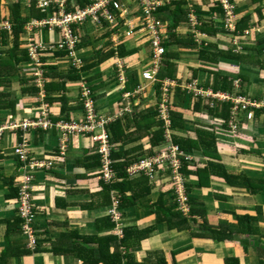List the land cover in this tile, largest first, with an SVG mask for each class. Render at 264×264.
Here are the masks:
<instances>
[{
  "label": "crops",
  "instance_id": "crops-1",
  "mask_svg": "<svg viewBox=\"0 0 264 264\" xmlns=\"http://www.w3.org/2000/svg\"><path fill=\"white\" fill-rule=\"evenodd\" d=\"M19 1L23 5L25 14H29V11L31 12L35 7L39 10L36 0H2L0 23L7 21L4 17L8 14V5ZM185 1H187L186 8L191 11L190 15L197 18V10L205 12L204 18L214 25L217 32L214 34L200 32L192 27L189 20L188 23L185 22L178 27L176 33L179 37L185 38L192 33L197 42L195 46L187 44L170 47V51L178 53L177 58L171 59L175 64L173 77L158 78V80L171 79L175 82L176 86L171 89V105L177 103L178 89L185 91L186 94H192L185 88L192 82H196L203 89L213 90L211 86L214 84L216 72L219 71L233 80L232 92L229 94H242L258 102H264V68L257 64L255 59L252 66L235 62L211 65L202 62L197 51L202 44L216 50L232 49L239 54H248L249 46L255 44L264 47V42L257 43L259 38L264 37V0H233L235 28L231 31L225 27V11H219L221 5L218 4V0ZM122 4L125 8L123 20L127 22L132 20L137 25L140 16L138 5H131L129 0H122ZM209 10H212L211 13H208ZM244 16L250 17L249 26L243 32H238V22ZM33 19L40 18H30L27 24ZM163 23L164 35L167 39L169 36L167 22ZM126 29L124 22L113 27L108 24L95 26L88 22L81 28L83 42L79 52L85 65L86 61L88 65L101 61L89 72L83 71L85 66L80 70L73 68L66 54L46 53L49 66L45 68V76L48 80L46 101L50 104L52 119L55 122L63 120L80 122L84 119L81 85L83 81H87L93 89L98 114L103 117L116 116L113 122L122 121L123 127L127 128L125 133L127 135L134 133V137L116 143V149L121 153L134 152L135 147L143 146L146 152L151 149L156 152L164 146L161 144L153 148L151 145L150 138L157 126L148 133L146 130L138 132L132 116L128 113L117 116L126 106L125 93H133L139 86H144V92L132 98L130 105L132 113L155 108L158 113L157 120L162 122L164 129V122L158 117L161 83L145 80L142 76L144 71L152 68L148 39L138 32L127 37L123 34ZM1 31L3 29L0 28ZM51 32L56 33V40L52 38ZM21 38L23 42L21 49L28 51L26 27ZM61 38L62 34L57 31H45L37 35V39L46 43L58 42ZM115 38L119 39L118 43L114 42ZM8 42V45L3 44L0 37V58H5L6 51L13 48V36ZM121 46L128 51L127 55L119 54ZM183 61L189 62L181 64ZM118 64L123 65L128 80L125 93L117 79ZM180 65H187L189 69L185 67L181 73H178ZM52 66L56 69H51ZM32 68L33 63L30 59L28 63L22 64L18 76L10 77L13 83L9 87V93L12 94V100L18 101V105L15 110L12 107L1 108V122L10 121L11 117L23 121L40 116L42 102ZM73 69L82 72L80 80L67 78L68 74L74 71ZM194 71L198 72L196 78L193 76ZM55 73L57 74L55 77H50ZM243 76L249 77L250 81H244ZM157 85H159L158 90ZM214 92L228 93L222 90ZM198 99L199 97L193 95L190 104L185 103L182 106V118L191 127L200 128L199 125H204L212 128L217 139L220 163L226 167L227 172L231 175H245L248 178L256 174L264 175V163L261 162L264 161V114L255 116L252 121L240 114L239 130L237 134H233L230 132L229 123L225 129L223 119L210 115L207 105H212V102L204 100L208 98L200 101L198 110L194 109ZM65 103L70 109V120L62 118ZM112 123L108 125L107 130ZM247 123L253 127L249 132L244 131ZM174 134L180 138L196 139L192 129L179 132L172 129V135ZM27 136L30 139L31 155L43 159L51 158L55 166L53 169H42L36 173L33 185V200L36 206L34 223L36 243L34 244L30 235L24 232V220L18 212V199L14 197L25 173L15 154L16 142L10 131L0 139V257L6 249L10 252L9 258L2 264H85L84 259L78 256L79 251L96 247L94 242L88 243L85 239L112 233V230L107 229V225L100 224V220L108 219L107 212L110 206L108 195L104 191V186L107 184L99 177L102 158L99 150L90 136L74 135L67 140V154L61 156L59 152L62 140L58 131H30ZM260 153L262 157H259ZM133 154L135 155V152ZM189 156L195 159L193 165L189 167V171L192 172L196 171V166L193 168L195 164L198 168H202L210 161L208 157ZM140 177L138 175L130 179L133 181ZM185 179L191 190L189 199L194 200L193 207L199 209L197 211L200 214L191 216V221H195L190 223L191 228L187 230H168L164 226L158 227L148 238L140 242L139 247L132 249L136 260L154 264L156 257L162 255L168 264H225L227 257H237L240 264H264V192L261 195H253L245 189L230 187L220 178H211L210 185L200 189L196 176ZM147 180L150 192L146 193L147 190L142 185H135L134 190L138 191L137 200L132 208L120 212L123 227L143 229L154 225L155 217L150 211L154 210L153 206L158 196L167 193L172 186L169 179L161 174ZM114 194L111 192V198ZM130 195L131 193H128L127 197ZM169 196L166 197L167 206L171 203ZM237 216L253 217L250 226L258 230L252 231L250 236L239 234L226 241L212 240L208 234L203 233L207 230L202 228L204 224L216 232L217 229L223 228L221 226L235 229L238 227ZM110 250H113V247H110Z\"/></svg>",
  "mask_w": 264,
  "mask_h": 264
},
{
  "label": "built area",
  "instance_id": "built-area-1",
  "mask_svg": "<svg viewBox=\"0 0 264 264\" xmlns=\"http://www.w3.org/2000/svg\"><path fill=\"white\" fill-rule=\"evenodd\" d=\"M33 1V0H29ZM137 3L140 13L139 23L136 25L131 21H124L123 14L125 8L122 0H90V4L82 6L78 0H36L38 8L45 15L41 19H33L26 26L27 50L33 63V77L36 86L40 90L39 97L42 102L41 113L38 118H28L23 121H17L11 117L10 121H0V137H4L9 131L16 142L15 154L22 163V169L25 173L19 184L18 196V212L22 220H24V232L30 235L31 241L36 243L34 223L36 219V206L34 205L33 185L36 180V173L42 169H53L54 160L51 158H39L31 155L30 139L27 136L30 131L38 130H56L61 133V146L59 154L65 156L68 150L67 140L73 135L90 136L92 142L97 146L101 158L100 179L109 184L117 179L116 173L112 168V143L111 136L107 130L115 119L114 117H103L98 115L95 108L94 94L87 81H83L81 85V95L84 105V119L82 121H59L52 119L50 104L46 101V87L48 80L46 79V70L43 65L42 58L46 53L65 52L66 56L71 60V65L75 69H82L85 62L80 55L79 49L83 42L81 28L88 22L95 26H103L108 24L111 27L117 26L118 23L124 22L127 29L123 34L127 37L133 36L135 33H142L148 39L152 68L144 71L142 76L145 80L161 83L160 100L158 102L159 118L164 122V146L154 152L152 155L141 158L137 162L132 163L126 169L128 176H145L152 179L158 174L167 177L171 183L174 195V202L183 216L188 217L190 214L189 196L186 189V179L182 174L184 164L193 165L194 158L184 154L178 145L172 142V122H171V89L176 86L171 79L164 81L158 80L159 69L162 66L166 48L164 46V23L158 16L159 9L170 3L171 0H132ZM219 4L225 11V27L231 31L235 28V4L233 0H218ZM190 23L195 27L197 19L191 16ZM3 30H11L10 22L0 23ZM45 31H57L62 34V38L58 42L46 43L44 40L37 39V35ZM248 32V31H247ZM118 36V35H117ZM115 43L119 42L118 38L114 39ZM119 81L122 87L125 86L126 77L122 64H118ZM185 87L195 97L208 98L223 102H231V116L229 119V127L233 134H237L239 130L238 116L244 115L247 120L252 121L255 118V110L264 109V102L250 99L242 94H229L224 92H214L211 89H203L192 82ZM145 90L144 86H139L133 92H127L124 95L126 106L117 116L123 113L131 114L132 98L142 94ZM115 224L112 233L118 238L123 237V226L121 223V214L118 209V201L116 195L112 197V205L108 213Z\"/></svg>",
  "mask_w": 264,
  "mask_h": 264
},
{
  "label": "trees",
  "instance_id": "trees-1",
  "mask_svg": "<svg viewBox=\"0 0 264 264\" xmlns=\"http://www.w3.org/2000/svg\"><path fill=\"white\" fill-rule=\"evenodd\" d=\"M2 0H0L1 2ZM79 4L82 6L90 4V0H78ZM187 1L185 0H171L169 4L161 7L159 12L157 13L158 16L161 18L163 22H167L168 27V38L164 40V46L166 48V53L164 54L163 64L160 69V73L158 78L165 79L173 77L174 73V66L175 64L171 61L173 58H177L178 53L170 51V47L178 46V45H193L195 46L197 42L194 35L191 33L188 34L187 37L182 38L179 37L176 33L179 26L183 23L190 22L191 11L186 8ZM22 3L15 2L8 5V14L6 17L7 21H10L12 24V30L9 31H1L0 37L3 44L8 45V40L10 38H14V46L10 50L6 51V57L0 58V109L12 107L15 108L18 105L17 100H12V94L9 93V87L12 85L13 81L10 79L12 76L13 78L20 74V68L23 63H28L30 61V56L28 51H24L21 49L23 44L22 42V34L25 32V27L27 22L30 18H43L45 15L41 12V10L37 9L36 7L29 11V14H25L23 10ZM212 10H209L208 13H211ZM214 11V10H213ZM219 11H223V8L220 6ZM197 23L195 25V29L200 32H207L210 34H214L217 31L214 29V25L207 21L204 18L203 11L197 10ZM250 17L247 16L238 22V32H243L249 26ZM212 28V29H210ZM192 29V28H191ZM264 42V37L259 38L258 44ZM248 54H239L232 51V49L225 51V50H216L212 49V47L204 46L202 44L198 51L199 59L211 65H219L221 62H235V63H247L249 65H254L253 59L257 61V64L264 68V47H258L257 44L249 46ZM119 54L121 56H125L128 54V51L123 48L122 46L119 48ZM99 53V52H97ZM59 55L66 54L65 52L61 51L58 53ZM112 54V52H111ZM110 54V55H111ZM44 68H47L48 62L47 58L44 56L42 58ZM101 62V61H100ZM100 62H96L93 64H87L84 68V72H89L92 68L97 67ZM49 67V66H48ZM51 69L55 70L54 66L50 67ZM74 70V69H73ZM57 74H52L50 77H55ZM198 75L197 71H194L193 76L196 78ZM67 78L73 80H80L82 78V72H78L74 70L73 72L69 73ZM234 79V78H233ZM243 80L249 82V77L243 76ZM233 80L232 78L225 73L216 72L214 84L211 86L214 91H226L228 93L232 92ZM159 89V85H157V90ZM48 90V86H47ZM93 90V89H92ZM38 92V89H37ZM27 93V92H25ZM160 93V92H159ZM237 95V94H233ZM192 94H186L185 91L178 89L177 92V103L171 105V122H172V129L174 131H185L192 129L196 139H190L189 137L180 138L175 134L172 135V142L180 148V150L186 155H199L201 157H208L210 161L206 164L205 167L198 168L197 164L196 171L192 172L189 171L188 165L184 164V168L182 174L185 177L196 176L199 181L200 189L206 188V185H210L211 178H220L225 180L226 184L233 188H240L245 189L247 192L253 195H260L264 192V182L263 187L258 188L256 184L251 180V178L246 177L245 175H231L227 172L226 167L220 163V156L218 155L217 149V139L215 134L212 131V128L199 125V127H191L185 123L184 119L182 118V106L186 104H190ZM204 99L199 97L197 104H195L194 109L198 110L200 108V101ZM207 101H211L212 105H207V109L212 117H219L223 119V128L227 129V124L229 122L231 116V102H223L219 101L218 99H204ZM256 100V99H255ZM65 102V101H64ZM10 103V104H9ZM157 109L151 108L146 111L134 112L129 114L132 116L131 118L135 119L138 132L141 130H146V132H150V130L157 126V129L152 134L150 138L151 145L153 148L160 146L164 143V129L162 128V122L157 120ZM70 109L68 105L65 103L63 107V117L66 120H70L69 115ZM260 114H264V109L262 110H255V116H259ZM129 119V118H128ZM127 129V128H126ZM123 125L122 121L113 122L109 130L111 131V143L113 145V153H112V168L116 172L117 179L112 184H107L104 186V191L108 195L109 199V206L112 205V198L111 192L116 194V199L118 201V209L119 211H123L127 208H132L133 203L138 198V191L134 190L135 185H142L144 189H146V193L150 192V188L147 186V177L141 176L140 178L133 181L130 179V176L127 174V167L134 162H137L141 158H146L153 154V149L150 151H144L143 146H138L134 148V152L125 151L121 153L116 149L115 145L120 140H124L125 138H132L134 137V133L126 134V130ZM230 130V129H229ZM40 131V130H38ZM137 132V133H138ZM232 133V131L230 130ZM3 137H0L2 139ZM127 141V140H125ZM17 156V155H16ZM19 158V157H18ZM21 163V162H20ZM22 164V163H21ZM206 180V183H205ZM256 182L258 180H255ZM171 184V183H170ZM187 185V184H186ZM188 195L191 193L189 186H186ZM131 193L130 197H127V194ZM14 197L19 196V190L14 193ZM170 195V204L167 206V199L166 197ZM195 204L193 199H190L191 205V215L196 216V214H200L199 209L196 207L194 208L193 205ZM109 207V208H110ZM154 210L150 212L154 215V225L151 227H146L143 229H137L136 227H123V237L121 239H117L113 233H110L106 236H94L90 238H86L85 241L90 243L94 242L96 247L93 249H88L81 252L79 251V255L81 258L84 259L85 264H149L148 262H139L136 260L135 256L132 253V249L139 247L140 242L146 238H148L158 227L164 226L168 230L177 229V230H187L191 228L190 223L192 220L189 218L183 217L179 211L176 209V204L174 202V195L173 189L170 188L167 193L159 195L156 203L153 206ZM259 211V210H258ZM123 215V214H122ZM109 216V214H108ZM238 222L237 228L232 227H224L217 229V232L213 230L211 227H207V225H203L202 228H207L205 235L208 234L209 238L212 240H231L235 238L237 235H245L250 236L252 231L258 230L257 228L251 227V223L254 220L253 217L250 216H242L236 217ZM99 223V222H98ZM100 224L107 225V229L112 230L115 227V224L112 222L111 217L109 216L106 220H100ZM110 247H113V250H110ZM245 247V246H244ZM9 249L3 253L0 257V264L6 261L9 258ZM153 264V263H151ZM154 264H168L167 260H165L164 256L159 255L156 257ZM225 264H240L239 258L237 257H227L225 259Z\"/></svg>",
  "mask_w": 264,
  "mask_h": 264
},
{
  "label": "rangeland",
  "instance_id": "rangeland-1",
  "mask_svg": "<svg viewBox=\"0 0 264 264\" xmlns=\"http://www.w3.org/2000/svg\"><path fill=\"white\" fill-rule=\"evenodd\" d=\"M129 2H130V4L131 5H133V6H137V4L136 3H134V2H132V0H129ZM93 33H91V35H92ZM51 36H52V38L53 39H57V35H56V33L55 32H51ZM189 61H183L181 64H184V63H188ZM187 65H180L179 67H178V73H181V70L183 69V68H185ZM186 69H189L188 67H186ZM98 72H100V70L98 69ZM253 129V127H252V125H249V123H247V125L245 126V129H244V131H246V132H249V130H252ZM74 136V135H73ZM72 136V137H73ZM15 139V138H14ZM262 153H260L259 154V157H262V155H261ZM262 163H264V161H261ZM251 180L256 184V186H258V188H261V187H263V182H264V175H261V176H259L258 174H256V175H251ZM256 178H260V179H256ZM255 180H258L257 182L255 181ZM261 195V194H260ZM110 212V208H108V212L107 213H109Z\"/></svg>",
  "mask_w": 264,
  "mask_h": 264
},
{
  "label": "clouds",
  "instance_id": "clouds-1",
  "mask_svg": "<svg viewBox=\"0 0 264 264\" xmlns=\"http://www.w3.org/2000/svg\"><path fill=\"white\" fill-rule=\"evenodd\" d=\"M218 4H219V2H218ZM220 5V4H219ZM86 66V65H85ZM126 77V76H125ZM118 81H119V72H118ZM127 82H128V80H127V78H126V83H125V86L124 87H122V84L120 83V81H119V84H121V87H122V91H124V93L126 92L125 90V88H126V84H127ZM92 90V89H91ZM93 92V91H92ZM93 94H94V92H93ZM94 98H95V96H94ZM83 108H84V105H83ZM95 108H96V104H95ZM96 111H97V109H96ZM98 113V112H97ZM85 115V114H84ZM99 115V114H98ZM44 131H46V130H44ZM48 131H52V130H48ZM108 132H109V134H110V130H108ZM110 136H111V134H110ZM187 184V183H186ZM188 194V193H187ZM189 196V195H188ZM189 206H190V214H189V216L188 217H185V216H183L181 213V215L183 216V217H185V218H191V210H192V208H191V205H190V199H189ZM176 209H177V207H176ZM115 236V235H114ZM116 237V236H115ZM118 239V238H117Z\"/></svg>",
  "mask_w": 264,
  "mask_h": 264
}]
</instances>
